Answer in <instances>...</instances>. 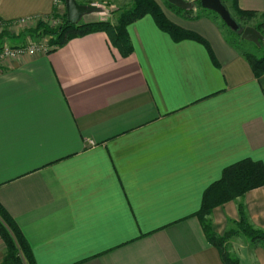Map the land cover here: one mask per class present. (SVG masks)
<instances>
[{"label": "crops", "instance_id": "1", "mask_svg": "<svg viewBox=\"0 0 264 264\" xmlns=\"http://www.w3.org/2000/svg\"><path fill=\"white\" fill-rule=\"evenodd\" d=\"M76 1L109 11L131 0ZM236 4L264 15V0ZM54 6L0 0V20L48 19ZM161 9L204 42L173 40L146 14L127 25L126 57L99 31L0 67V204L35 264H225L196 213L223 168L264 166V74L210 19ZM108 11L80 22L113 20ZM242 202L264 230V187ZM237 203L212 209L217 234L238 220ZM236 236L238 264H264L243 234L225 243Z\"/></svg>", "mask_w": 264, "mask_h": 264}, {"label": "trees", "instance_id": "2", "mask_svg": "<svg viewBox=\"0 0 264 264\" xmlns=\"http://www.w3.org/2000/svg\"><path fill=\"white\" fill-rule=\"evenodd\" d=\"M62 1L64 2V0ZM164 1L166 5L173 10L184 13L185 16L188 14L187 16H189V18L200 17V15H189V10H182L169 4L166 0ZM196 6L204 12L208 11L209 14L218 16L213 11L202 9L198 0H196ZM232 9L238 13L241 19L245 20H249L257 15V13L253 11L240 9L236 4V0H232ZM109 12L113 15V20L107 19L72 24L67 21L65 10L60 14L58 12V7L54 6L51 17H58L60 20L59 24L50 26L44 19H38L34 28L28 31L29 36L34 39L47 37L49 46H52V49H54L63 46L74 37H81L101 31L107 35L110 44L117 49L119 54L122 57H126L130 55L133 50L127 33V25L146 14H150L156 25L166 31L173 40L177 41L189 38L204 42L197 33L186 30L169 20L156 0H131L128 5L119 7L115 10H109ZM8 22L0 20V23L3 24ZM222 23L224 26L231 29L223 21ZM254 27L259 30L264 37V24L258 23L254 25ZM231 31H233L235 38L229 41L234 44L247 59L253 74L256 77L264 74V51L260 55H257L254 52L242 49L241 45L247 41L240 38V33L237 30L231 29ZM3 35L4 33L0 32V36ZM263 42L264 39L259 41V45L262 46ZM257 187H264V166L260 161L245 158L223 168L219 179L212 182L203 193L201 205L196 216L200 220L206 238L218 248L225 264H238V260L232 257L225 249L224 244L228 237L241 233L248 238L252 246L261 244L264 247V230L256 228L250 223L243 203L238 202L237 210L239 219L233 222L235 228H229L222 235L217 234L211 226L212 209L226 201L241 197L247 191ZM0 238L5 246L4 257L0 264H35L28 242L17 224L1 204Z\"/></svg>", "mask_w": 264, "mask_h": 264}, {"label": "rangeland", "instance_id": "3", "mask_svg": "<svg viewBox=\"0 0 264 264\" xmlns=\"http://www.w3.org/2000/svg\"><path fill=\"white\" fill-rule=\"evenodd\" d=\"M187 1H193V0H187ZM222 1L225 3L227 8L229 9V12H230L232 18L238 23V25L240 27H244V26H248V25L254 26L258 23L264 24V15H258L257 14L249 20L241 19L240 16L238 15V13L232 9V0H222ZM61 2H63V1L61 0ZM156 2L158 4L160 3L159 5L162 7H167L169 9H171L173 13H175L176 15H178L180 17L189 18V16H187L188 14L185 16L184 13L177 12V11L173 10L172 8H170L169 6H167L164 0H156ZM63 4H64V2H63ZM105 8L106 7H104V9ZM105 11L107 12L108 10L105 9ZM189 15H200V17H206V18L210 19L211 21H213L217 25V27L221 30V32L223 33V35H225V37L227 39L233 40L235 38L233 31H231V29L224 26L222 23V20L218 16H215L213 14H209L208 11L204 12L203 10L199 9L196 6V3L194 5L193 9H189ZM100 16L108 17V13L101 14ZM37 20H38V18L15 20V21H11L8 23H4V24L0 23V32L4 33L3 36H0V43L10 45V43H18V42L19 43H25L27 40H31V41H41L46 46H49V44H48L49 42L47 40V37H41L39 39H34L31 36H29L28 31L30 29L34 28ZM44 20L50 26H56L60 22L58 17H56V18L51 17V18L44 19ZM49 47L51 48L52 46H49ZM241 48L248 50V51H251V52H254L257 55H260L264 51V42H263L262 46H260V45L253 44V43L247 41L246 43L244 42L241 45ZM242 198H243V196L237 197L234 199V201L242 202ZM229 201H232V200H229ZM245 211H246V208H245ZM238 219H239V217H238ZM231 223L234 224L233 222H231ZM231 228L234 229L235 226L233 225V227H231ZM229 238H231V237H229ZM240 239H241L240 237L236 236L235 239L232 240L233 243H228V244L225 243L224 244L225 249L228 251L229 249L231 250L233 247H237L239 245H242L241 244L242 242ZM4 252H5V246H4ZM229 254H232L231 251ZM3 257H4V255H3ZM251 264H258L256 262L255 258L251 257Z\"/></svg>", "mask_w": 264, "mask_h": 264}, {"label": "water", "instance_id": "4", "mask_svg": "<svg viewBox=\"0 0 264 264\" xmlns=\"http://www.w3.org/2000/svg\"><path fill=\"white\" fill-rule=\"evenodd\" d=\"M169 4L174 5L182 10L193 9L196 0H166ZM202 9H207L215 12L219 18L232 30H237L240 33V38L259 45V41L264 39L263 35L254 26L240 27L238 23L232 18L228 8L222 0H198ZM65 14L68 22L77 24L80 22L82 16L96 12L103 13L105 9L101 6L93 4H80L76 0H64Z\"/></svg>", "mask_w": 264, "mask_h": 264}, {"label": "built area", "instance_id": "5", "mask_svg": "<svg viewBox=\"0 0 264 264\" xmlns=\"http://www.w3.org/2000/svg\"><path fill=\"white\" fill-rule=\"evenodd\" d=\"M54 5L59 7L60 5H63V2H61V0H54ZM51 48L46 46L41 41L31 40H27L25 43H19L15 45L3 44L0 46V67L8 58L22 55H33L39 52H47Z\"/></svg>", "mask_w": 264, "mask_h": 264}]
</instances>
